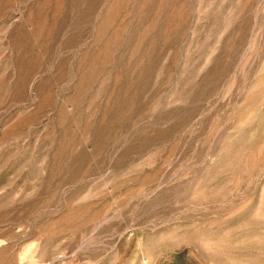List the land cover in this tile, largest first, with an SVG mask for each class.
Here are the masks:
<instances>
[{"label": "rangeland", "instance_id": "rangeland-1", "mask_svg": "<svg viewBox=\"0 0 264 264\" xmlns=\"http://www.w3.org/2000/svg\"><path fill=\"white\" fill-rule=\"evenodd\" d=\"M0 264H264V0H0Z\"/></svg>", "mask_w": 264, "mask_h": 264}]
</instances>
